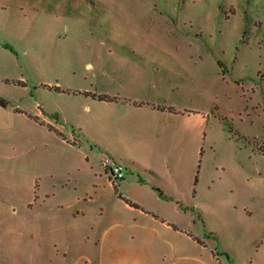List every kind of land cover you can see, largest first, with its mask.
I'll return each mask as SVG.
<instances>
[{
    "label": "rangeland",
    "instance_id": "1",
    "mask_svg": "<svg viewBox=\"0 0 264 264\" xmlns=\"http://www.w3.org/2000/svg\"><path fill=\"white\" fill-rule=\"evenodd\" d=\"M0 99V264H264V0H0Z\"/></svg>",
    "mask_w": 264,
    "mask_h": 264
},
{
    "label": "built area",
    "instance_id": "2",
    "mask_svg": "<svg viewBox=\"0 0 264 264\" xmlns=\"http://www.w3.org/2000/svg\"><path fill=\"white\" fill-rule=\"evenodd\" d=\"M112 173H113V176H114V180H117L120 176H121V171L118 167H114L112 169Z\"/></svg>",
    "mask_w": 264,
    "mask_h": 264
},
{
    "label": "trees",
    "instance_id": "3",
    "mask_svg": "<svg viewBox=\"0 0 264 264\" xmlns=\"http://www.w3.org/2000/svg\"><path fill=\"white\" fill-rule=\"evenodd\" d=\"M0 102L3 103L1 99H0Z\"/></svg>",
    "mask_w": 264,
    "mask_h": 264
}]
</instances>
